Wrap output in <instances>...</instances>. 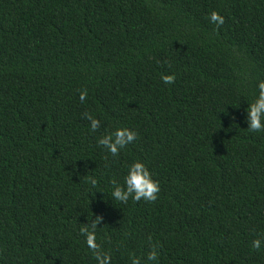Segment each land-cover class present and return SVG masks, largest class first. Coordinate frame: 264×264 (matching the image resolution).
<instances>
[{"label": "trees", "instance_id": "obj_1", "mask_svg": "<svg viewBox=\"0 0 264 264\" xmlns=\"http://www.w3.org/2000/svg\"><path fill=\"white\" fill-rule=\"evenodd\" d=\"M261 80L264 0H0V264H97L79 234L97 216L112 264L154 247L158 264H264ZM122 127L138 136L112 157L97 142ZM135 160L158 199L113 203Z\"/></svg>", "mask_w": 264, "mask_h": 264}, {"label": "clouds", "instance_id": "obj_2", "mask_svg": "<svg viewBox=\"0 0 264 264\" xmlns=\"http://www.w3.org/2000/svg\"><path fill=\"white\" fill-rule=\"evenodd\" d=\"M210 21L217 26L223 24L224 17L213 11L209 17ZM164 84L174 83V75L162 77ZM259 92L256 98L248 104L246 109L247 129L252 133L264 132V80L259 81L257 85ZM87 92H81L80 100L86 99ZM90 121V131L96 132L100 127V120L90 114H85ZM138 133L128 128H117L115 132L103 135L98 140V145L112 157H118L122 150L137 139ZM92 188L98 186L97 178L89 176L86 180ZM102 192V191H99ZM104 193V192H103ZM160 193V183L153 179V175L148 166L141 160L133 161L127 169V173L123 178V183L113 181L110 199L112 202L126 204L131 198L133 201L144 200L147 202H155ZM101 222V217L97 216L94 219L88 220V223L81 224L79 234L84 237V242L92 251L97 264H112V256L110 252L103 249L98 243L97 230ZM264 243L262 239H254L252 247L259 251ZM159 252L154 247L147 256L148 261L153 264H158ZM132 264H140L139 259H132Z\"/></svg>", "mask_w": 264, "mask_h": 264}]
</instances>
